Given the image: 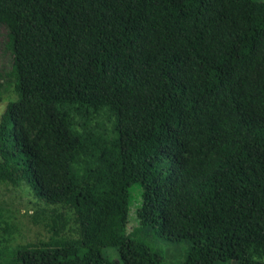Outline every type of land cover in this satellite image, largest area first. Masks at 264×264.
I'll return each instance as SVG.
<instances>
[{"label": "trees", "instance_id": "obj_1", "mask_svg": "<svg viewBox=\"0 0 264 264\" xmlns=\"http://www.w3.org/2000/svg\"><path fill=\"white\" fill-rule=\"evenodd\" d=\"M0 28V185L65 207L0 264H167L142 235L264 264V0H0Z\"/></svg>", "mask_w": 264, "mask_h": 264}, {"label": "rangeland", "instance_id": "obj_2", "mask_svg": "<svg viewBox=\"0 0 264 264\" xmlns=\"http://www.w3.org/2000/svg\"><path fill=\"white\" fill-rule=\"evenodd\" d=\"M2 29L0 28V71L3 69V72L6 71L8 73L11 69L10 54L5 50L4 43L6 37L4 36L5 31ZM3 81H6V84L8 83L7 76L6 80L3 79ZM13 88V85L8 87V91L4 94L3 101L0 103V121L8 107V103L17 98ZM142 192V187L137 183L129 187L130 213L127 223L128 233L133 232L138 224L136 213L138 206L142 203ZM62 204L64 203H56V206H47L37 200L28 187L23 184L19 186L10 184L0 185V208L3 209L8 224L14 228L10 241L0 244V247L14 248L19 244L38 242L39 240L46 239L49 233L41 219L62 215L65 208L59 207ZM142 236L151 243L153 248L160 252L167 264L181 262L189 246L187 242L182 244L164 243L161 240H155L146 235ZM1 239L2 236L0 235ZM103 252L114 262L118 261V250L116 248L107 247L103 249Z\"/></svg>", "mask_w": 264, "mask_h": 264}]
</instances>
